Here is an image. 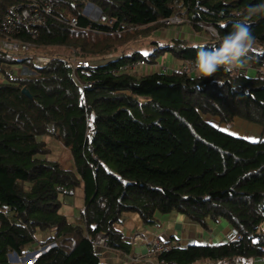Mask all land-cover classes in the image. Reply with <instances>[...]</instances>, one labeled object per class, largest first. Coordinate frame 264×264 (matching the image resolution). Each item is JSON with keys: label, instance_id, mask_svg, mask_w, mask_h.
<instances>
[{"label": "trees", "instance_id": "obj_1", "mask_svg": "<svg viewBox=\"0 0 264 264\" xmlns=\"http://www.w3.org/2000/svg\"><path fill=\"white\" fill-rule=\"evenodd\" d=\"M262 2L58 0L35 39L27 30L0 31V43L29 45L25 53L0 52V264H10L13 252L22 257L50 245L32 264H102L99 236L105 237L107 250L126 257L131 244L118 227L127 214L154 227L159 217L180 214L204 231L211 229L209 222L224 220L240 237L213 246L191 244L161 256L175 264H249L251 259L261 264L264 216L256 205L264 201V140L226 133L205 116L226 125L242 120L264 133V13H248ZM19 3L0 0V24ZM87 4L112 25L85 17ZM180 10L188 20L183 24L203 34L204 41L149 39L147 52L133 48L138 39L164 29L162 21ZM71 18L76 28L69 26ZM238 20H247L256 38L244 62L256 70L253 77L245 67L221 68L202 79L180 71L194 65V45L218 46ZM204 27L213 28L217 37ZM166 54L182 65L143 75L115 73L139 61L155 66ZM40 55L50 59L42 67L34 61ZM75 60L88 63L76 71L82 88L73 77ZM15 64L31 74H16ZM40 105L48 106L72 166L48 160L44 138L51 133ZM80 186L83 208L72 224L59 213V198L71 199ZM39 232H49V238L38 241Z\"/></svg>", "mask_w": 264, "mask_h": 264}, {"label": "built area", "instance_id": "obj_2", "mask_svg": "<svg viewBox=\"0 0 264 264\" xmlns=\"http://www.w3.org/2000/svg\"><path fill=\"white\" fill-rule=\"evenodd\" d=\"M21 3L18 5L11 6L7 13L5 14L3 20L0 24V31L4 35H10L12 33L20 32L22 30H27L31 36L32 39H35L37 36V31L39 28H42L45 26L47 22V18L50 15L51 11L55 8L56 3L58 0H20ZM86 10V17L87 18H96V20H99L101 23H105L108 25H112L113 21L107 19L106 16L102 15L101 13L97 14V8L93 5H87L85 7ZM185 22L184 17L181 16L180 13H175L171 15L170 17L164 19L162 23L166 27H174V26H180ZM69 26L72 28L77 27V21L75 18H71L69 20ZM131 29V28H129ZM204 30L207 31L209 34H211L213 37H217L216 31L211 27H204ZM29 45L23 44L14 40H3L0 43V52H8V53H25L28 51ZM35 63L42 67L49 63V59L43 57V56H35L34 57ZM88 63L85 61H74L73 64V72H75L74 80L77 83V85L82 88L83 83L79 80L78 76L76 75V71L81 68H87ZM146 67V64L143 61H139L133 64H127V65H121L116 70V74H138L141 75L144 73V68ZM162 71H165L167 69L160 67ZM235 69V68H233ZM240 68H237L239 70ZM180 71L184 73H192L194 71V65L191 63L189 65H184L181 67ZM6 78L8 81H12L14 79L13 74L11 72H8L6 74ZM49 126V123H48ZM56 136L59 137V130L58 127L56 128ZM60 138V137H59ZM224 242L230 243L235 242L240 239L238 233L230 229L227 234L224 236ZM130 244H135V242L140 241V238L136 237L132 240H127ZM176 241L172 242H163L159 239L157 241H152L149 244L150 253L147 255V257H144L146 255H135L133 257H129V261H131L133 264H175L172 261L166 260L161 258V256L169 252L171 250L178 249L180 246L176 244ZM105 244V237L99 236L96 240V245H102ZM51 246H48V249ZM158 256V258L155 259V261H151L150 258Z\"/></svg>", "mask_w": 264, "mask_h": 264}, {"label": "crops", "instance_id": "obj_3", "mask_svg": "<svg viewBox=\"0 0 264 264\" xmlns=\"http://www.w3.org/2000/svg\"><path fill=\"white\" fill-rule=\"evenodd\" d=\"M99 12V11H98ZM100 13V12H99ZM204 36L201 33H197L192 37V43L204 41ZM176 64V60L168 58L167 61H164L162 65L149 66L148 70L144 69L145 73L143 74H151L155 72H163L160 68L162 67L168 69L169 71L173 70L175 67H179ZM182 65V64H181ZM242 67H245L243 64ZM237 66L236 68H242ZM167 71V70H165ZM256 70L251 69L249 67H245V73L249 77H253L255 75ZM262 94V93H261ZM260 94V95H261ZM44 142L50 147V154L47 156L48 160L56 161L60 164H65L67 166H72V157L70 155L69 149L66 148V156L62 154L58 155L56 150L60 151V147L56 145L57 138L52 135L44 138ZM61 159V160H59ZM61 201V207L59 213L67 219L69 223L77 224L79 213L83 208L84 203V190L83 187L80 186L74 190L73 197L71 199H63L59 198ZM159 226H142L139 217L135 214H127L126 220L123 225L119 226L118 229L123 233L124 237L127 238L129 235L134 233H139L143 236V239L147 238L151 234L155 235L159 238L160 241H177L181 245L180 247H186L188 245H200V244H208V245H216L217 243H225L223 238L224 234L227 230L230 229L228 223L224 220H220L218 223L209 222L211 229L209 231H204L196 224L187 220L183 215L176 214L172 216H161L159 217ZM49 232L37 233L36 238L41 242L42 240H46L49 238ZM101 246L103 250V256H101L102 264H128L126 262V257L117 254L116 252H111L107 250L106 245L102 244ZM144 245L138 246V249L135 247L134 251H142L144 250ZM105 256V257H104Z\"/></svg>", "mask_w": 264, "mask_h": 264}, {"label": "rangeland", "instance_id": "obj_4", "mask_svg": "<svg viewBox=\"0 0 264 264\" xmlns=\"http://www.w3.org/2000/svg\"><path fill=\"white\" fill-rule=\"evenodd\" d=\"M95 7V6H94ZM177 13H180L182 17H184V20L186 22H188V20L186 19V17L184 16V14L182 13V11H178ZM97 14H98V11H97ZM91 19V18H90ZM197 34V32H194L192 29H190L187 25H181V26H174V27H165L164 29L163 28H160L156 31H154L152 33V36L151 38H147L145 36H143L142 38L138 39L134 45H133V48L134 49H139L140 51H143L144 53L148 51L149 49V42H147L149 39H154V40H157L159 42H165V41H168L170 39H173V38H177V39H182V40H186L188 41L189 43H192V37H194V35ZM147 42V43H146ZM57 53L59 55H63V56H66L68 54V52L66 51H63V50H56ZM42 56V55H40ZM47 59H49L48 56H43ZM72 58V57H70ZM170 58L169 57V54H166L165 56H161L157 59V63L155 65H162L164 63V61H167V59ZM50 60V59H49ZM182 61H177L175 65H179L181 64ZM151 67V65H149ZM149 66H146L144 69L148 70ZM160 67H157L156 69H159ZM13 71H15V73L17 74H20V75H23V74H26V75H29L31 74L30 71L28 69H26L25 66H20L15 64L13 65L12 67ZM145 73V71H144ZM191 75H197L199 74L198 72L196 71H193L192 73H190ZM73 75L75 77V72H73ZM143 75V74H141ZM260 97H262L264 99V93H262L260 95ZM38 112L40 114V117L43 119V121H45L47 124L49 123V126H48V130L50 131V133H52V135H54L56 138H57V143L56 145H58L60 147V151L57 149L56 152L57 154L59 155H63V156H66V147L64 146V144L62 143V141L60 140L59 137L56 136V124H54V121L51 120L50 118V113L48 112V106H43V105H40L39 106V109H38ZM205 120L211 124V125H215L217 127L220 128V130L226 132V133H229L231 135H234L236 137H240V138H244L250 142H256V141H259V140H264V133L262 132V129L256 125H252L250 123H247L245 121H242V120H238V119H235L231 124H223V123H220V121L218 120L217 117H214V116H205ZM61 160V159H59ZM230 230V229H229ZM227 230L226 233L224 234V236L227 234V232L229 231ZM49 237V236H48ZM136 237L140 238V241H137L135 242V244H131V248H132V252L129 253L128 256H126V262L128 264H133L131 261H129V257H133L135 255H146L144 257H147V255L150 253V249H149V244L147 243H150L152 241H157L159 238H157L155 235L151 234L150 236H148L147 238L143 239V236H141V234L139 233H134L132 235H129L126 240H132L133 238L136 239ZM41 238V241H45V240H42V238H44L43 236L40 237ZM48 238H46L47 240ZM224 240V239H223ZM168 242V241H166ZM177 242V241H176ZM178 246H180L181 244L178 242L176 243ZM219 244V243H217ZM140 245H144V250L140 251H134L135 247L138 249V246ZM213 246V245H212ZM97 247L99 248V251L101 252V256H103V250L102 248H100L101 246L97 245ZM43 247L39 246L37 249L38 250H41ZM181 248V247H179ZM36 251V250H34ZM34 251H30L29 253L31 252H34ZM45 250H41L40 253L42 252H45ZM37 256L35 255L32 259H28L27 261L31 262L34 258H36ZM105 257V256H104ZM158 258V256H155V257H152L150 258L151 261H155V259ZM18 264H24L22 263L21 261L18 260ZM256 264H260L259 262H256Z\"/></svg>", "mask_w": 264, "mask_h": 264}, {"label": "clouds", "instance_id": "obj_5", "mask_svg": "<svg viewBox=\"0 0 264 264\" xmlns=\"http://www.w3.org/2000/svg\"><path fill=\"white\" fill-rule=\"evenodd\" d=\"M248 13L249 16L264 13V2L250 7ZM84 16L86 17V15ZM91 20H96V18ZM255 43L256 38L251 25L247 20H238L232 24L231 31L220 38L218 46L194 45L196 50L194 70L199 73L202 79L215 76L221 68L231 70L237 66L242 67ZM216 83L223 86L220 80H217ZM197 90H199V86H197ZM232 90L236 91L237 89ZM256 212L258 215L264 216V201L256 205ZM249 264H256L255 259H251ZM261 264H264V260L261 261Z\"/></svg>", "mask_w": 264, "mask_h": 264}, {"label": "water", "instance_id": "obj_6", "mask_svg": "<svg viewBox=\"0 0 264 264\" xmlns=\"http://www.w3.org/2000/svg\"><path fill=\"white\" fill-rule=\"evenodd\" d=\"M89 5H92V4H89ZM86 7V6H85ZM85 7H84V9H83V11H82V14L83 15H86V10H85ZM99 11V10H98ZM100 12V11H99ZM95 19V18H94ZM26 97H28V98H30L31 96H30V94H29V92L24 88V89H22V91H21ZM51 246H53V245H51ZM46 249V251L48 250V246H46V247H43L41 250H45ZM41 250H36V251H34V252H31V253H27V254H25L24 256H22V257H19L15 252H13V253H11V254H9L8 255V262L10 263V264H18V260H20L21 259V261H22V263H24V264H32L33 262H34V260L38 257V256H40L41 254H44L45 252H42V253H40V251ZM37 256L36 258H34L31 262H29V261H27L29 258L30 259H32L34 256Z\"/></svg>", "mask_w": 264, "mask_h": 264}, {"label": "bare ground", "instance_id": "obj_7", "mask_svg": "<svg viewBox=\"0 0 264 264\" xmlns=\"http://www.w3.org/2000/svg\"><path fill=\"white\" fill-rule=\"evenodd\" d=\"M19 261H21V259H20ZM21 262H22V261H21Z\"/></svg>", "mask_w": 264, "mask_h": 264}]
</instances>
